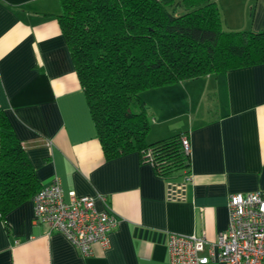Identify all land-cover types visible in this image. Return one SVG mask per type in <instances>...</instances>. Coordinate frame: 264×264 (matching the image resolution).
<instances>
[{
    "label": "crops",
    "instance_id": "0c3cea01",
    "mask_svg": "<svg viewBox=\"0 0 264 264\" xmlns=\"http://www.w3.org/2000/svg\"><path fill=\"white\" fill-rule=\"evenodd\" d=\"M214 1L224 29L264 28V0ZM58 12V0H0V113L41 185L56 176L65 199L69 190L93 196L118 224L106 247L82 254L34 222L25 200L7 227L0 218V264H169L168 232L214 240L228 194L264 190V63L140 92L153 118L147 141L187 130L189 168L167 178L136 150L105 157Z\"/></svg>",
    "mask_w": 264,
    "mask_h": 264
},
{
    "label": "trees",
    "instance_id": "16d2710c",
    "mask_svg": "<svg viewBox=\"0 0 264 264\" xmlns=\"http://www.w3.org/2000/svg\"><path fill=\"white\" fill-rule=\"evenodd\" d=\"M57 20L105 157L132 150L163 177L189 168L180 130L147 141L140 92L264 63V28L224 29L214 0H58ZM0 113V218L41 188Z\"/></svg>",
    "mask_w": 264,
    "mask_h": 264
},
{
    "label": "built area",
    "instance_id": "2783aa9c",
    "mask_svg": "<svg viewBox=\"0 0 264 264\" xmlns=\"http://www.w3.org/2000/svg\"><path fill=\"white\" fill-rule=\"evenodd\" d=\"M183 148L189 151L187 137ZM34 222L45 223L48 231L58 230L82 254L91 245H108V234L118 224L110 208L99 209L95 197L67 192L55 176L32 196ZM227 223L214 240L203 231L190 234L168 232L169 264H264V190L231 192L227 196Z\"/></svg>",
    "mask_w": 264,
    "mask_h": 264
},
{
    "label": "rangeland",
    "instance_id": "374dc122",
    "mask_svg": "<svg viewBox=\"0 0 264 264\" xmlns=\"http://www.w3.org/2000/svg\"><path fill=\"white\" fill-rule=\"evenodd\" d=\"M140 94H141V93H140ZM181 104H182V102H181ZM181 104H178V106H180ZM170 106L175 107V105H170ZM181 106H182V105H181ZM147 112H148V111H147ZM147 119H149V120H148V122H149V121H152L153 118L150 116V114H148ZM150 123H151V122H150ZM151 127H152V123H151L150 129H151ZM146 137H150V136H149V133L146 135Z\"/></svg>",
    "mask_w": 264,
    "mask_h": 264
},
{
    "label": "clouds",
    "instance_id": "9594fccd",
    "mask_svg": "<svg viewBox=\"0 0 264 264\" xmlns=\"http://www.w3.org/2000/svg\"><path fill=\"white\" fill-rule=\"evenodd\" d=\"M187 139H188V136H187ZM189 141V140H188ZM184 149V148H183ZM188 153H189V151H188Z\"/></svg>",
    "mask_w": 264,
    "mask_h": 264
}]
</instances>
